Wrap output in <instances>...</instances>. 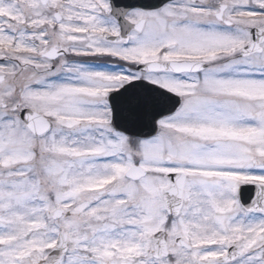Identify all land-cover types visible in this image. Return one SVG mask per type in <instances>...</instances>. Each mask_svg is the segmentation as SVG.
Here are the masks:
<instances>
[{
  "label": "snow or ice",
  "instance_id": "snow-or-ice-1",
  "mask_svg": "<svg viewBox=\"0 0 264 264\" xmlns=\"http://www.w3.org/2000/svg\"><path fill=\"white\" fill-rule=\"evenodd\" d=\"M0 264H264V0H0Z\"/></svg>",
  "mask_w": 264,
  "mask_h": 264
}]
</instances>
